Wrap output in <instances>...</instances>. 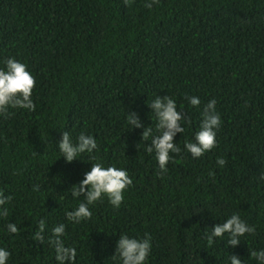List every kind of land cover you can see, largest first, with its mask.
Listing matches in <instances>:
<instances>
[{
  "label": "trees",
  "instance_id": "1",
  "mask_svg": "<svg viewBox=\"0 0 264 264\" xmlns=\"http://www.w3.org/2000/svg\"><path fill=\"white\" fill-rule=\"evenodd\" d=\"M144 3L0 0V62L15 58L36 81L35 111L0 118V192L12 196L0 218L8 264H55L49 246L30 238L40 219L46 231L66 224L76 264H114L121 233L151 237L148 264H227L229 254L255 264L249 249L264 248V0ZM156 95L183 106L188 121L165 173L144 151L143 129L129 131L125 120L135 111L155 130L146 105ZM187 96L199 97L200 108ZM212 99L221 117L216 147L193 159L184 141ZM62 131L92 135L97 150L66 163L55 147ZM95 162L124 168L132 183L118 209L103 199L90 219L68 223L77 201L67 192ZM233 213L255 233L235 248L226 239L207 245L205 229ZM8 222L17 234L6 232Z\"/></svg>",
  "mask_w": 264,
  "mask_h": 264
},
{
  "label": "clouds",
  "instance_id": "2",
  "mask_svg": "<svg viewBox=\"0 0 264 264\" xmlns=\"http://www.w3.org/2000/svg\"><path fill=\"white\" fill-rule=\"evenodd\" d=\"M128 0H125V4ZM159 0H145L144 7L151 10ZM0 66V118H7L10 110L35 111L33 89L35 77L27 70L24 63L9 57L4 59ZM187 104L193 108H200L201 101L197 96H187ZM217 101L209 100L200 111L199 129L194 133L192 140L185 139L183 150L193 159H198L216 147L217 133L221 127V117L216 108ZM155 119V130L151 126L145 127L139 114L135 111L126 112L128 130L143 129L142 141L150 140L145 145L144 151L154 154L160 172H167V164L173 155L181 154V148L174 140L177 134L185 133L184 125L188 123L183 115V106L178 110L176 101L167 96L156 95L146 105ZM60 158L66 163H72L83 154H92L97 150V141L90 135L81 132L73 139L68 131H62L59 143L55 146ZM226 161L218 157L216 164L224 167ZM259 179L264 180V171L259 174ZM132 180L124 168L104 166L102 162L91 163L90 170L83 174V179L78 185L72 186L70 193L77 204L70 211L65 212V219L71 224H80L91 218L90 206L107 199L113 208H119L124 199V192L131 185ZM39 185L33 188L38 191ZM12 196H5L0 192V218L7 217V205ZM255 227L242 220L240 215L233 213L221 223L205 229L203 238L207 245L212 246L219 240L226 239L227 246L235 248L240 244L241 238L253 235ZM9 235L18 233L17 225L13 222L6 224ZM66 224L57 223L50 231H46V221L38 220L36 228L30 234L32 241L39 245L47 244L54 253L55 264H76L77 249L74 245L65 243ZM151 254V237L130 236L121 233L115 245V254L111 257L114 264H148ZM248 256L255 264H264V248L259 250L249 249ZM10 252L5 247H0V264H8ZM227 264H244L237 255L229 254Z\"/></svg>",
  "mask_w": 264,
  "mask_h": 264
}]
</instances>
